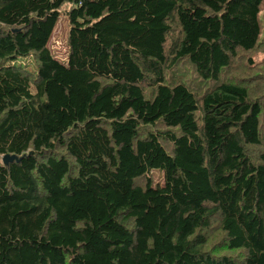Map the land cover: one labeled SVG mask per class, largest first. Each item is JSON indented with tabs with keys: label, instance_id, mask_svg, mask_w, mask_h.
Listing matches in <instances>:
<instances>
[{
	"label": "trees",
	"instance_id": "1",
	"mask_svg": "<svg viewBox=\"0 0 264 264\" xmlns=\"http://www.w3.org/2000/svg\"><path fill=\"white\" fill-rule=\"evenodd\" d=\"M30 55L0 66V264H264V0H0V61Z\"/></svg>",
	"mask_w": 264,
	"mask_h": 264
},
{
	"label": "rangeland",
	"instance_id": "2",
	"mask_svg": "<svg viewBox=\"0 0 264 264\" xmlns=\"http://www.w3.org/2000/svg\"><path fill=\"white\" fill-rule=\"evenodd\" d=\"M68 6H64L60 10L59 18L55 24L53 29L52 35L48 42V48L50 49L51 54L59 61L65 63L68 53V46H67V35L69 29V23L67 17L65 15V10H67ZM4 65H16L22 66L25 69L33 73H37V65L33 58V56H26V57H17L13 60H2L0 61V66ZM157 183L162 184V177L161 172L159 170L153 171V184L156 185Z\"/></svg>",
	"mask_w": 264,
	"mask_h": 264
},
{
	"label": "water",
	"instance_id": "3",
	"mask_svg": "<svg viewBox=\"0 0 264 264\" xmlns=\"http://www.w3.org/2000/svg\"><path fill=\"white\" fill-rule=\"evenodd\" d=\"M15 158H16V156H14V155H12V156L5 155L2 159H3L4 163H7L8 161H12Z\"/></svg>",
	"mask_w": 264,
	"mask_h": 264
},
{
	"label": "bare ground",
	"instance_id": "4",
	"mask_svg": "<svg viewBox=\"0 0 264 264\" xmlns=\"http://www.w3.org/2000/svg\"><path fill=\"white\" fill-rule=\"evenodd\" d=\"M261 67V66H260Z\"/></svg>",
	"mask_w": 264,
	"mask_h": 264
}]
</instances>
